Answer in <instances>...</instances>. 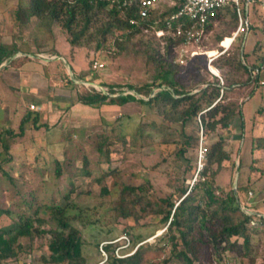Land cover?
Instances as JSON below:
<instances>
[{
    "label": "trees",
    "instance_id": "1",
    "mask_svg": "<svg viewBox=\"0 0 264 264\" xmlns=\"http://www.w3.org/2000/svg\"><path fill=\"white\" fill-rule=\"evenodd\" d=\"M257 1L259 0H255ZM138 10L136 2L123 6L121 0H22L16 14L21 23H27L33 17L39 20L49 19L51 24L62 29L66 36L65 41L73 50L87 48L90 56L91 45L94 46L93 51L97 52H105L111 44L120 52L143 53L147 63L153 65V70L151 81L140 86L130 84L128 87H117L107 85L102 78L95 79V82L108 90L107 94L93 86L77 84L74 81L90 82L91 77L90 79L82 75L75 77L74 72L73 77H70L66 72L65 78L68 85L76 89L77 102L91 108L101 109L104 105L123 106L131 101H139L152 108L162 117L166 128L173 129L169 133L175 136L172 142L177 145L176 160L184 161L186 164L182 172L183 184L189 172L198 169L197 157L194 160L187 154L191 149H199L203 129L207 152L203 168L198 170L196 180L191 186H178L174 191L156 199L149 194L146 183L140 185L125 183L120 179L118 168L112 170L114 180L109 188L104 186L102 191L119 194L120 205L115 209L116 217L130 223L129 226H141L140 221L147 218L149 211L153 210L160 214V223L164 231L156 236L153 242L146 239L136 241L129 230L126 231L130 245L122 252H134L125 257H118L115 248L123 243L106 244L104 248L108 256L102 263L204 264V261H207L209 264H232L227 252L243 250L244 254L249 256L252 249V234L264 231V216L247 211H252L259 205L257 199L252 198L253 195L255 198L262 196L264 199V186H259V183L264 181V165H260L262 160L259 156L264 150L263 134L253 135L251 138V163L247 183H240L237 193L232 179L225 185L218 184V177L222 171L230 169L236 171L238 167L233 153L235 151L240 153V149L231 151L228 148V139L233 136L238 119L239 128L244 133L246 125L243 114L244 102L247 97L254 96L262 84L264 85V53L257 55V51L263 49L262 41L255 40L254 37L246 38V42L241 43L240 47L232 51L227 49L220 54L213 63L220 70L228 68L222 72L223 82L215 78L213 81L203 83L196 92H192L180 83L178 63L159 59L155 47L143 38L136 42H133V38L137 34H143L145 29L151 28L172 31L176 35L179 26L187 29L192 27L194 22L185 16L172 19L171 16L178 11V6L170 7L158 18H153L152 13L147 18H141ZM101 12H106L107 18L96 24ZM242 13L246 17L245 4ZM218 14L219 11H216L210 16L204 25L205 32L210 31L213 21L219 17ZM233 15L239 19L236 10ZM246 25L249 26V34L255 31L250 19ZM242 34L244 38L246 32ZM226 37L231 36H224L221 40ZM168 40L170 46H174L185 42L186 37L182 34L176 38L169 37ZM130 43L133 48L128 45ZM18 51L15 44L12 46L1 44L0 65L15 56ZM249 54L255 57L252 63L247 61ZM28 59V56H24L21 61ZM94 59L92 57L91 62ZM232 71H241L246 78H235L231 75ZM250 86V91L244 92V89ZM127 90L143 95L147 99L139 98L132 93L124 94ZM260 115H264V104L257 109L254 120ZM106 123L107 127L103 132L96 133L91 141L92 148L105 158L104 162H110L112 154L124 149L127 143L133 151L141 147L143 142L149 143L151 138L140 128L131 134L128 140L127 134L113 128V123ZM173 124H180L181 129L171 127ZM222 128L227 130V135L219 133L218 130ZM25 130L22 125L19 132L12 127L0 129V141L4 150L0 153L2 156L0 170L13 183L16 177L11 171H7L4 165L12 163L15 159L10 150V142L23 135ZM213 134L217 135L215 139H212ZM82 162L83 173L91 175L87 153L84 154ZM56 174L62 176V165L59 161ZM95 179L99 180L96 177ZM72 185V190L63 196L60 203L50 206L38 205L31 214L26 213L27 211L16 213L0 205V218L7 216L13 219L9 226L0 227V264L12 258L18 263L25 262L26 258L32 256V247L24 245L21 242L22 238L32 241L35 237L47 235L48 252L42 255L45 263L88 264L81 231L72 223L69 216L72 207L70 198L75 190L73 182ZM34 198L24 199L23 204L28 208L34 207L36 204ZM50 222H55L56 225ZM49 223L51 226L47 228ZM239 239L243 240V243H238Z\"/></svg>",
    "mask_w": 264,
    "mask_h": 264
},
{
    "label": "rangeland",
    "instance_id": "2",
    "mask_svg": "<svg viewBox=\"0 0 264 264\" xmlns=\"http://www.w3.org/2000/svg\"><path fill=\"white\" fill-rule=\"evenodd\" d=\"M21 1L0 0V45L12 46L15 44L19 49L15 56L22 58L28 56L26 53H44L45 57L54 59L56 56L49 53H53L59 44V46L62 45L61 53L65 58L59 62L62 64V70L67 72L70 77H73V72L75 77L89 72L90 83L99 87L100 85L95 82L97 78H102L107 85L117 87H128L130 84L140 86L151 81L153 65L147 63L143 53L120 52L115 45L111 44L105 52L93 51L94 46L91 45L92 56L88 55L87 48L73 50L65 41L66 36L62 29L51 24L49 19L39 20L33 17L27 23H21L16 14ZM249 5V19L250 23L254 25L255 31L248 37L262 41L263 49L257 51V55H259L264 53V4L261 1H254ZM170 7L169 0H162L156 10L152 12V17L158 18ZM241 8L243 10L244 4ZM234 11L232 6L219 10V17L213 21L210 31L204 32L201 41L197 43L192 41L170 46L168 38L179 36L172 31L155 30L154 28L145 29L143 34L135 35L133 42L143 38L148 44L155 47L156 56L159 59L178 63V77L181 85L187 90L196 92L203 83L213 81L215 78L220 79L222 72L228 70V68L220 70L211 59L215 60L224 52V47L230 46L231 38L239 25V20L233 15ZM105 18H107V13L101 12L97 17L96 24L102 23ZM243 35L240 34L237 37L228 48L229 51L235 50L240 47L241 43L246 42L247 36L245 35L243 38ZM224 36L231 37L221 40ZM128 45L133 48L131 43ZM194 56L201 58L196 59ZM43 57L38 55L35 58ZM92 57L95 59L91 62ZM95 60L103 63L104 67L93 68ZM247 61L252 63L255 61V57L250 55ZM231 75L235 78H246L241 71H232ZM74 81L84 85L89 82ZM250 89L251 86L246 87L244 92L250 91ZM135 94L139 98L147 99L143 95ZM263 104L264 85L262 84L254 96L247 97L244 102L243 114L246 119L244 133L239 128L240 120L238 119L237 126L233 130L234 134L228 139V148L231 151L240 149V153H236V151L233 153L238 167L236 171L232 169L222 171L218 177V184L225 185L231 179L234 182L233 187L235 184L238 186L240 183H247L251 163V138L253 135H264V115L257 116V120H254L257 109ZM34 111L40 112L42 107ZM75 117L88 119L83 122L87 128L66 127L61 121L53 131L52 129L25 131L23 135L10 142V150L15 159L12 163L4 166L16 178L13 183L0 170V205L10 208L16 213L27 211L26 213L31 214L38 205L50 206L60 203L63 196L72 190L73 182L75 190L70 198L72 207L69 210V216L72 223L81 231L88 264H107L102 263L106 258L101 250V243L117 240L116 244L121 242L124 244L125 240L122 239V236L128 230L136 241L146 239V241L153 242L154 238L164 231L160 223V214L153 210L149 211L147 218L140 221L141 226H129L130 223L116 217L115 209L120 205L119 194H108L102 191L104 186L109 188L114 180L112 170L118 168L120 179L125 183L134 185L146 183L149 194L157 199L161 195L174 191L178 186H191L196 180L198 169L191 170L185 183H182V172L185 170L186 164L184 161L176 160L177 145L172 142L175 136L169 133L173 129L166 128L162 117L148 105L139 101H131L123 106H108L106 109L80 110L78 114L74 115ZM106 122L113 123V128L116 131L127 134L128 140L133 133L142 128L146 135L151 136L149 143L143 142L141 147L133 151L130 144L127 143L124 149L112 154L110 162H104L105 158L92 148L91 141L96 133L103 132L107 127ZM171 127L181 129L180 124H173ZM2 128L5 127L0 124V129ZM14 129L18 132L21 130L19 126ZM109 131L112 130L109 129ZM218 131L221 135L228 134L227 130L223 128ZM216 137V134L212 135V139ZM198 150L191 149L187 155L195 160L196 157L198 158ZM3 151L0 141V153ZM85 153L90 160L88 169L91 175L83 173L82 158ZM259 156L262 166L264 165V151ZM1 159L2 156H0V161ZM57 161L62 165V176L60 177L56 174ZM192 174L193 176H191ZM95 177L99 180H96ZM259 186H264V181H261ZM255 197L252 196L257 199L259 205L252 211L261 209L260 211L264 212L263 197ZM33 198L36 203L34 207L28 208L23 204L24 199L32 200ZM12 222V218L3 216L0 218V227L9 226ZM50 223L56 225L55 222ZM50 223L46 226L47 228L51 226ZM48 237L49 235L35 237L32 241L22 238L21 242L24 245L32 247V256L26 258L25 262L18 263L15 258H12L5 260L2 264H30L31 262V264H52L42 260V255H46L48 252ZM238 243H243V240L239 239ZM244 253L242 250L227 252V255L232 264H264V231L252 234L250 255L246 256ZM204 264L209 263L204 261Z\"/></svg>",
    "mask_w": 264,
    "mask_h": 264
},
{
    "label": "crops",
    "instance_id": "3",
    "mask_svg": "<svg viewBox=\"0 0 264 264\" xmlns=\"http://www.w3.org/2000/svg\"><path fill=\"white\" fill-rule=\"evenodd\" d=\"M254 1L249 0L246 3L248 21L250 18L249 4ZM249 35L247 32L246 38L250 39ZM61 46L58 44L53 53H49L56 56L54 59L45 57L44 53H26L29 59L24 62L21 61L20 56H13L0 65V124L2 126L5 128L19 126L21 128L22 125L26 129L25 131H41L42 129H52L53 131L58 123L63 121V125L66 127L87 128L83 122L88 119L84 117L83 119L75 117V119L74 115L78 114L80 110L89 111L94 108L77 102V91L68 85L62 64L59 62V60H65L61 53ZM38 55L44 57L35 58ZM88 74L89 72H86L81 75L90 78ZM30 104L39 105L42 107V111L30 110ZM108 106L104 105L101 109H106ZM254 212L264 216L263 211Z\"/></svg>",
    "mask_w": 264,
    "mask_h": 264
},
{
    "label": "built area",
    "instance_id": "4",
    "mask_svg": "<svg viewBox=\"0 0 264 264\" xmlns=\"http://www.w3.org/2000/svg\"><path fill=\"white\" fill-rule=\"evenodd\" d=\"M162 0H121L123 6H129L136 2L139 6V16L141 18H147L154 10H156L157 6L160 4ZM171 3V7L178 6V11L174 13L171 18L172 19H179L180 17H187L189 20L194 22L192 27L187 29H183L182 26L178 27L176 35H184L186 37L185 43H189L192 41L200 42L202 36L204 34V25L209 20L210 16L213 15L216 11H219L227 6H232L234 10L237 11L239 16V25L234 33L232 39H234L242 34L247 33L249 30V26L246 25L248 23V18L244 17L242 13V5L248 3L249 0H169ZM261 3L264 4V0H259ZM229 47H225L224 52ZM56 58V57H54ZM214 59H211V61ZM103 63L98 61L94 62L93 68L101 69L103 68ZM223 82L222 77H219ZM86 84V83H85ZM86 86H93L99 91H104L105 93L109 94L108 90L102 86H97L94 83L88 82ZM132 93L135 94L134 91H125L124 94ZM31 110H39L40 107H37L35 104L30 105ZM199 153L197 158L198 170L203 168L204 159L207 152V147L205 145L204 137H203V129H201V137H200V145H199ZM122 239L125 240L124 244H121L115 248V254L118 257H125L132 254L134 251L129 253H123L122 250L125 249L130 245V239L128 235L122 236ZM117 240L114 241H106L101 243V250L105 254V258L107 259V251L105 250L104 246L109 243H116ZM105 259V260H106Z\"/></svg>",
    "mask_w": 264,
    "mask_h": 264
},
{
    "label": "water",
    "instance_id": "5",
    "mask_svg": "<svg viewBox=\"0 0 264 264\" xmlns=\"http://www.w3.org/2000/svg\"><path fill=\"white\" fill-rule=\"evenodd\" d=\"M234 190H235V192L237 193V191H238V186L235 184V186H234ZM248 212L249 213H256V212H254V211H251V210H248Z\"/></svg>",
    "mask_w": 264,
    "mask_h": 264
},
{
    "label": "bare ground",
    "instance_id": "6",
    "mask_svg": "<svg viewBox=\"0 0 264 264\" xmlns=\"http://www.w3.org/2000/svg\"><path fill=\"white\" fill-rule=\"evenodd\" d=\"M232 41H233V39L231 38L230 45H231Z\"/></svg>",
    "mask_w": 264,
    "mask_h": 264
}]
</instances>
